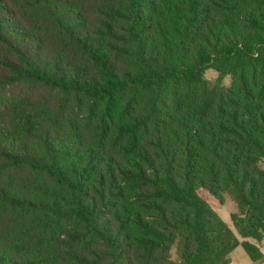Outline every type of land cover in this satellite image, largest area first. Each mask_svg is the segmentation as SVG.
I'll list each match as a JSON object with an SVG mask.
<instances>
[{
	"label": "trees",
	"instance_id": "1",
	"mask_svg": "<svg viewBox=\"0 0 264 264\" xmlns=\"http://www.w3.org/2000/svg\"><path fill=\"white\" fill-rule=\"evenodd\" d=\"M263 243L264 0H0V264Z\"/></svg>",
	"mask_w": 264,
	"mask_h": 264
},
{
	"label": "rangeland",
	"instance_id": "2",
	"mask_svg": "<svg viewBox=\"0 0 264 264\" xmlns=\"http://www.w3.org/2000/svg\"><path fill=\"white\" fill-rule=\"evenodd\" d=\"M205 77L208 80L213 81L216 77V72L213 69H207L205 71ZM229 81H230L229 77H226L223 80V84L228 85ZM199 193L204 199H206L212 205L213 208H215L217 213L224 220H226V222H228L230 226L232 227L229 214L235 210L233 202L229 198H226L223 203H219L217 199L212 197L206 191L200 190ZM262 249L264 251V243L262 244ZM229 259L230 260L227 264H250L251 263V260L248 254L245 252V250L240 245H237L230 251ZM176 261H177L176 250L175 248H172L171 260L170 262H168V264H175ZM261 264H264V260L262 261Z\"/></svg>",
	"mask_w": 264,
	"mask_h": 264
},
{
	"label": "crops",
	"instance_id": "3",
	"mask_svg": "<svg viewBox=\"0 0 264 264\" xmlns=\"http://www.w3.org/2000/svg\"><path fill=\"white\" fill-rule=\"evenodd\" d=\"M263 252H264V251H263ZM263 260H264V259H263ZM261 263H262V262H261ZM261 263H260V264H261Z\"/></svg>",
	"mask_w": 264,
	"mask_h": 264
}]
</instances>
